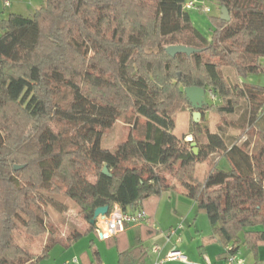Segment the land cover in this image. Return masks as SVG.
I'll return each mask as SVG.
<instances>
[{
  "label": "trees",
  "instance_id": "1",
  "mask_svg": "<svg viewBox=\"0 0 264 264\" xmlns=\"http://www.w3.org/2000/svg\"><path fill=\"white\" fill-rule=\"evenodd\" d=\"M187 1L45 0L33 16L0 14V264H40L59 241L35 254L15 231L49 232L45 209L65 212L66 198L86 232L96 231L91 219L104 205L142 208L151 219L173 185L164 172L207 213L224 246L264 243V87L241 80L264 71V0H215L230 19L213 17L211 39ZM171 44L202 51L171 56ZM188 86L217 97L198 122ZM126 111L135 115L126 139L103 147ZM148 255L138 244L119 251V264H145Z\"/></svg>",
  "mask_w": 264,
  "mask_h": 264
},
{
  "label": "rangeland",
  "instance_id": "2",
  "mask_svg": "<svg viewBox=\"0 0 264 264\" xmlns=\"http://www.w3.org/2000/svg\"><path fill=\"white\" fill-rule=\"evenodd\" d=\"M45 0H11L10 6H5L4 0H0V14L4 17H8L10 13H19L26 16H33L35 10L44 4ZM198 5H204L209 7L208 12H203L196 7L189 9V14L191 16L192 23L194 26L205 35L207 38L211 39L214 33L213 27V17L221 14V8L215 0H190ZM189 2V0H188ZM1 34V31H0ZM261 64L264 66V57L260 59ZM244 82L255 84L264 87V71L251 72L241 79ZM209 103H213L209 95L207 96ZM220 104L219 102H215ZM202 117V114H201ZM200 117V119H201ZM239 115H232L228 117V120H238ZM135 115L131 111H126L123 113L115 124L110 129L105 131L102 138L101 145L103 147L114 148L119 142L126 139L129 131L135 122ZM141 122H139L138 127L141 129ZM181 127L183 125L181 124ZM244 131V130H243ZM250 131L245 130L244 133L248 134ZM135 134H139L136 130ZM257 138H254L253 143H256ZM256 144H253V150H256ZM214 159L219 161V165L223 169H230V164L226 159L220 162L221 157L219 155H214ZM205 168L201 167L199 172L203 175ZM169 181L173 185L166 188L162 192L161 201L157 210L159 217L165 221H173L174 225L182 223L184 228L181 230L180 234L182 237V247L185 248L183 252L186 256V260L166 262L165 264H196L198 261L197 255H199V249L202 246L208 248H215V252L221 245L217 241V237L212 231L211 223L207 213L200 212L197 209L195 201L186 196L179 182L174 179L173 176L164 172ZM68 203V209L65 212H58L53 207H46L44 218L49 228V232L42 233L40 235H32L27 232L23 225L15 231V239L18 243L23 246V248H28L35 254H40L48 241L50 239L58 240L59 242L51 248L49 255L42 259L40 264H89L90 260H93L92 253V243L96 245L98 250L104 256V258L109 262L113 263L116 260L117 250L115 247L107 246L106 239L102 238L97 231L86 232L85 230L89 228V223L84 220L79 213L77 205L66 198ZM158 233L151 238H148L144 243L149 247L150 256L154 260L157 257H164L167 252L161 254L164 247H170V243L166 241L164 232L166 229H161ZM166 228V226H165ZM75 232H81L82 235L75 242L68 245V237L73 235ZM135 238L132 239L134 243ZM155 245L161 247L159 254H155L153 248ZM243 256L251 262V254H249L245 244L240 246ZM167 250V251H168ZM158 253V252H157ZM156 257V258H155ZM153 260V261H154ZM204 263V262H203ZM94 264H97L94 263Z\"/></svg>",
  "mask_w": 264,
  "mask_h": 264
},
{
  "label": "built area",
  "instance_id": "3",
  "mask_svg": "<svg viewBox=\"0 0 264 264\" xmlns=\"http://www.w3.org/2000/svg\"><path fill=\"white\" fill-rule=\"evenodd\" d=\"M5 6L11 5V0H4ZM187 9L196 7L203 12H208L209 7L204 5H198L193 1H187L185 4ZM207 96L209 95L211 100H216L217 97L212 90L207 91ZM151 219L148 212L142 208H137L133 211H124L118 203L114 204L113 208L105 215L99 216L96 220L95 226L96 231L100 233L102 238H109L120 232L125 231L128 225H141L150 224ZM184 228L183 224H177L168 228L164 232L166 241L170 243L169 250L164 257H157L152 264H165L167 261L171 260H186V256L180 249V244L182 242V237L180 231ZM158 230H160L158 228ZM155 252L160 253L161 247L155 245L153 248ZM225 264H249L246 259L240 255V252L233 248L231 245H227L224 252ZM203 264H212L209 260H205Z\"/></svg>",
  "mask_w": 264,
  "mask_h": 264
},
{
  "label": "crops",
  "instance_id": "4",
  "mask_svg": "<svg viewBox=\"0 0 264 264\" xmlns=\"http://www.w3.org/2000/svg\"><path fill=\"white\" fill-rule=\"evenodd\" d=\"M223 159L221 158L220 162L223 161ZM182 191L186 196H188L184 192L183 188H182ZM161 196H162V193H161L159 199L157 200L155 207L153 208V210L151 212L152 218H151L150 224H141V225H133V224L131 225L130 224L126 227L125 231L118 233V235L114 236L113 238H111L109 240H107V239L105 240L107 243V246L115 247V249L117 250V256H116V260H115L114 264H119V251L120 250L129 249V248H132L138 244L145 245L149 251V255L146 259L145 264H152L153 263L154 257H153V259L151 258V260L148 261L149 256H150V250H149V247L144 243V241L148 238L154 237L159 231L158 227H160L161 229L167 230L168 228L174 226V224L172 223L173 221H169V222L165 221L164 219L159 217V215L157 214L159 203L161 201ZM165 226H166V228H165ZM87 230H88V228L85 231H87ZM92 232H94V231H92ZM133 238H135L134 243L132 242ZM217 241L221 245V248H218V250L216 252H215V248H213V250H212L211 248H208L206 246H202L199 249V255L196 256L198 259L196 264H203V262H205V260H209L212 264H225L224 252H225L226 246H224L220 242L218 237H217ZM182 243L183 242H181V244ZM68 245H70V244L68 243ZM91 249H92V253H93V260L92 261L90 260L89 264H94L96 262H97V264H113V263H109L104 258V256L101 254V252L96 247L95 243L94 244L92 243ZM180 249H181V245H180ZM247 249H248L249 254H251L250 255L251 256V262L249 260H247V258L245 256H243V255L242 256L246 259V261L249 264H264V243L260 244L259 247L256 249H252V248H248V247H247ZM167 250H168V247H164L162 249L161 254H164L165 252H167ZM181 250H182V252H184L185 248L182 247ZM237 250L240 252V255H241L242 254L241 248L239 247V248H237ZM155 254L157 255L159 253L155 252ZM174 261H178V260H171V261H167V262L169 263V262H174ZM179 261L183 262V260H179Z\"/></svg>",
  "mask_w": 264,
  "mask_h": 264
},
{
  "label": "water",
  "instance_id": "5",
  "mask_svg": "<svg viewBox=\"0 0 264 264\" xmlns=\"http://www.w3.org/2000/svg\"><path fill=\"white\" fill-rule=\"evenodd\" d=\"M220 13H221L220 17L223 20L230 19V13L226 6L222 7ZM166 51L171 56H175L180 53L192 55L193 53L202 51V49L196 48L194 46H188L185 44H171L166 47ZM184 90H185L186 96L188 100L190 101L191 105L193 106V108L196 109V111L193 112L194 122H198L200 121V117H201L200 109H202L204 105L208 104L206 89L203 87H199V86H188V87H185ZM186 139L188 141H192L191 142L192 150L194 151V153L196 152V154H198L199 147L197 146L196 142L193 141V135L191 134L188 135ZM108 166L109 165L107 164L104 166L103 173L109 175L110 171H109ZM15 168H21V167L20 165H16ZM108 212H109V205H104V206H100L96 208L94 212V216L91 219V224H95L99 216H105Z\"/></svg>",
  "mask_w": 264,
  "mask_h": 264
}]
</instances>
